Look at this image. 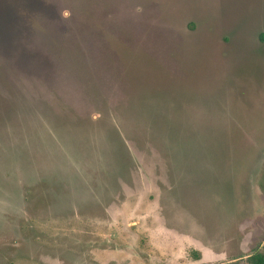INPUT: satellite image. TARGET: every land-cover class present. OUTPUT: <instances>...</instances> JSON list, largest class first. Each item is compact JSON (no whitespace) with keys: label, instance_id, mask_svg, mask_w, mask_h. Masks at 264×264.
Here are the masks:
<instances>
[{"label":"rangeland","instance_id":"obj_1","mask_svg":"<svg viewBox=\"0 0 264 264\" xmlns=\"http://www.w3.org/2000/svg\"><path fill=\"white\" fill-rule=\"evenodd\" d=\"M264 0H0V264L264 253Z\"/></svg>","mask_w":264,"mask_h":264},{"label":"trees","instance_id":"obj_2","mask_svg":"<svg viewBox=\"0 0 264 264\" xmlns=\"http://www.w3.org/2000/svg\"><path fill=\"white\" fill-rule=\"evenodd\" d=\"M260 38L261 40H264V36H261ZM250 262L251 264H264V253H258L253 255L250 258Z\"/></svg>","mask_w":264,"mask_h":264},{"label":"flooded vegetation","instance_id":"obj_3","mask_svg":"<svg viewBox=\"0 0 264 264\" xmlns=\"http://www.w3.org/2000/svg\"><path fill=\"white\" fill-rule=\"evenodd\" d=\"M261 41H264V40H261Z\"/></svg>","mask_w":264,"mask_h":264}]
</instances>
